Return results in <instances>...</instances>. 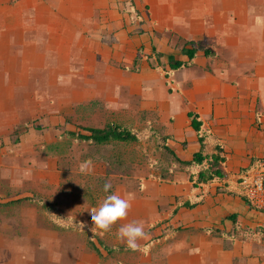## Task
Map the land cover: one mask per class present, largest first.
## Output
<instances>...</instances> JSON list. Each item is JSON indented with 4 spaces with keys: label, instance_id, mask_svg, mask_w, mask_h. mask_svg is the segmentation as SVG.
<instances>
[{
    "label": "crops",
    "instance_id": "crops-1",
    "mask_svg": "<svg viewBox=\"0 0 264 264\" xmlns=\"http://www.w3.org/2000/svg\"><path fill=\"white\" fill-rule=\"evenodd\" d=\"M2 1L0 20L6 25L17 19L12 10L20 11L21 21L25 6L50 5L47 32L55 53L63 55L57 61L88 64L53 84L83 86L73 94L87 110L99 103L114 119L110 123L146 119L184 161L200 149L188 117L195 113L225 147L221 182L194 189L189 173L196 170L185 167L174 182H139L130 222L153 231L138 250H124L118 238H94L99 253L89 241L82 249L68 240L65 250L60 239L54 261L264 264V213L225 192L238 191L237 174L253 159H264V0H19L14 7ZM184 50H195V58L171 70L170 56L189 62ZM205 50L213 56L206 57Z\"/></svg>",
    "mask_w": 264,
    "mask_h": 264
},
{
    "label": "rangeland",
    "instance_id": "rangeland-1",
    "mask_svg": "<svg viewBox=\"0 0 264 264\" xmlns=\"http://www.w3.org/2000/svg\"><path fill=\"white\" fill-rule=\"evenodd\" d=\"M10 1L14 7L19 0ZM4 7L0 2L2 12ZM50 8L29 4L21 21L19 10H12L17 17L12 23L0 20V264H58L53 256L59 250L56 243L65 240L66 250L70 240L83 249L88 234L59 232L52 211L90 225L89 210L99 207L108 195L136 192L144 181L174 182L184 172L161 148V134L148 127L146 119L110 123L113 118L98 109L99 103L88 104L87 110L81 97L73 94L83 86L53 84L55 78L76 76L88 64L57 61L63 55L55 53L47 32ZM111 124L136 132L141 140L98 146L68 135ZM88 160L91 169L81 172V163ZM106 182L112 185L107 193ZM130 221L129 214L122 220ZM118 229L116 224L103 236H93L115 239ZM152 231L145 229L148 235ZM90 248L94 249L93 243Z\"/></svg>",
    "mask_w": 264,
    "mask_h": 264
},
{
    "label": "trees",
    "instance_id": "trees-1",
    "mask_svg": "<svg viewBox=\"0 0 264 264\" xmlns=\"http://www.w3.org/2000/svg\"><path fill=\"white\" fill-rule=\"evenodd\" d=\"M183 54H185L189 58V62L176 61L173 56H170L169 62L171 70L188 67L190 65V62H192V60L195 58L196 51L184 50ZM205 56L212 57L213 53L205 50ZM188 117L190 119L191 128L195 131L199 139V151L193 155L190 161L181 160L171 149L168 148L167 138L159 136L161 138H158L161 140V148L168 152L181 166L189 170H196L195 172L189 173V182L192 184V187L194 189L202 188L204 186L223 181V179L225 178L224 168L227 163L224 145L219 138L204 130L203 122L201 121L198 114L189 113ZM154 133L157 134L158 132ZM68 135L80 142L98 146H106L112 143L131 144L138 143L141 140L140 135L136 132L128 128L121 127L120 125L114 124L108 125L103 129L85 128L82 129L81 132H69ZM260 161L261 160L253 159L251 161V164L247 168L242 169L240 173L237 174L236 182L238 184V191L232 192L229 190H225V192L232 196H238L244 202L249 204L246 181L259 165ZM186 206H188L189 208L193 207L192 205ZM52 213V220L57 228L70 229L73 231H83L88 234V241L90 242V244L93 243L92 241L94 239V236L92 233H90L87 227H84V225H81L80 223L75 222L74 220H71L69 218H64L58 214L56 215L53 211ZM232 218L236 222V215H233ZM168 229L169 228H167V230ZM94 250L99 253L97 248L94 247Z\"/></svg>",
    "mask_w": 264,
    "mask_h": 264
},
{
    "label": "clouds",
    "instance_id": "clouds-1",
    "mask_svg": "<svg viewBox=\"0 0 264 264\" xmlns=\"http://www.w3.org/2000/svg\"><path fill=\"white\" fill-rule=\"evenodd\" d=\"M92 161L88 160L80 165L81 172L90 170ZM112 188L111 183L106 182L104 184V192H109ZM134 200V194L127 193L125 196L119 194L108 195L99 207H93L89 210L91 217V224L85 225L89 231L93 234H99L103 236L109 232L114 225L119 221L124 220L129 210L132 207V201ZM117 238L121 243L132 251L139 249V241L148 239V233L144 230L143 222L133 221L122 225L117 232Z\"/></svg>",
    "mask_w": 264,
    "mask_h": 264
},
{
    "label": "built area",
    "instance_id": "built-area-1",
    "mask_svg": "<svg viewBox=\"0 0 264 264\" xmlns=\"http://www.w3.org/2000/svg\"><path fill=\"white\" fill-rule=\"evenodd\" d=\"M246 186L250 207L264 213V159L247 179Z\"/></svg>",
    "mask_w": 264,
    "mask_h": 264
}]
</instances>
